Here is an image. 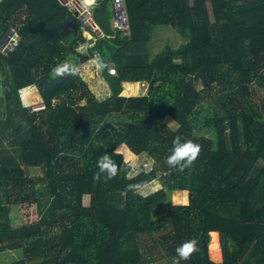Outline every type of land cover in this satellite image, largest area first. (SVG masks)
Masks as SVG:
<instances>
[{
	"label": "trees",
	"instance_id": "obj_1",
	"mask_svg": "<svg viewBox=\"0 0 264 264\" xmlns=\"http://www.w3.org/2000/svg\"><path fill=\"white\" fill-rule=\"evenodd\" d=\"M126 2L129 32L116 28L80 59L100 56L107 65L100 72L110 91L98 96L81 72L51 76L57 64H74L62 42L72 39L77 51L89 34L66 0H0V37L36 21L13 49L0 45V252H23L0 264H151L155 251L173 264L189 239L198 250L180 264H264V96L247 98L253 84L264 90V0ZM159 27L186 41L153 52ZM158 71L186 77L172 94L130 93ZM214 84L221 92L213 96ZM28 86L44 107L24 103ZM176 136L204 154L183 172L165 163ZM120 145L127 157H152V169L127 175ZM105 153L118 174L95 182ZM157 177L163 185L147 198L127 190ZM186 189L188 203H173L172 192ZM27 200L41 217L16 226L11 207ZM165 202L168 210L153 218ZM57 226L53 237L37 239Z\"/></svg>",
	"mask_w": 264,
	"mask_h": 264
},
{
	"label": "rangeland",
	"instance_id": "obj_2",
	"mask_svg": "<svg viewBox=\"0 0 264 264\" xmlns=\"http://www.w3.org/2000/svg\"><path fill=\"white\" fill-rule=\"evenodd\" d=\"M95 1L97 2V4H100L102 2V0H95ZM110 1L112 2V0ZM78 13L79 15L80 14L83 15L80 12ZM86 28L90 36L89 29L88 27ZM5 35L6 34L4 33L2 37L4 38ZM17 36H18L17 33H14V37H17ZM2 37H0V40L3 39ZM88 38L90 39L91 37H88ZM152 39H153L152 41L153 52H158L168 43H171L172 45L177 46L180 43L186 41V38L179 35V33L176 30L170 27H159L154 32ZM71 40L72 39H68L62 42L64 50L66 51L69 60L80 68L81 74L83 75L84 79L86 80V82L88 83V85L91 87V89L96 95L98 96L106 95V93L110 91L109 85L106 79L102 77L101 72L97 71V69H94L93 61L84 66V64H82V60H80L82 56L89 53V48L92 45L90 44L86 45V42H85V43H82L79 47H77L78 48L77 51H71L70 49V46L72 43ZM12 42L13 40L11 38L8 42H5L4 45H1V48L4 49L7 46H11ZM110 67H114V64L111 63L109 65V71H110ZM89 68L90 70L87 73H84L85 72L84 70L85 69L88 70ZM185 77L186 75L184 73L183 74H173V73L164 71V72L157 73L152 79V81L148 83L147 85L139 84V89L134 88V89H129V91L130 93L131 92L147 93L148 95L152 97L168 95V94L175 93L177 91L180 83ZM251 88H252V95L247 96V98H249L251 102L260 103L261 97L264 96V90L260 87V85L257 86L254 84L251 86ZM21 91H22V99L24 103L26 105H30L32 109H39V106L43 104L41 95L36 87L32 86L28 88H23ZM208 92L209 94L213 96L217 95V93L219 94L221 92V87L219 84H214V86H212L211 89L208 90ZM3 94H4V87H3L1 71H0V95H3ZM28 96H34V98L29 99ZM83 102H85V100H83ZM169 123L172 125H175L174 121L170 120ZM201 132L209 136H212L214 134V131H210V130L208 131L205 129L201 130ZM119 150L123 152V149L121 148V146L118 147V151ZM123 154H124V163L126 165L128 164L125 161H133L135 163V168L134 169L130 168V171L127 173V175L129 176L134 175L140 172L143 168H145L147 171L152 169V165L154 164V159L152 157L147 156L146 154H141V155H133L132 158L129 159L126 157L124 152ZM199 156L202 157L204 156V154L200 153ZM30 172L33 174H39L41 170L38 168L32 167L30 168ZM162 185H163L162 179L160 177H157L146 185V190L149 192L151 190L160 188ZM171 199L173 203H181V202L188 201L189 199L188 190L186 189V190L174 192V194H172ZM83 203H84V206L88 208L89 195H86L84 197ZM166 208L167 206L163 205L162 207L156 210V213L158 214V213L164 212ZM11 213L13 217V224L16 226L24 224V223H30V222L37 221L41 217V214L39 212V209L36 203L31 200L21 202L17 206H12ZM59 232H60V228L58 226L53 227L51 229H47L43 231L41 235L37 236V239L39 240L41 238H51ZM25 240L27 242L28 238H26ZM30 240L35 241L33 238H31ZM144 242L147 243L148 245H151L153 241L149 237H145ZM218 242H219V233H218ZM228 242H229V247L231 248V243L229 240ZM22 253L23 252L21 250L0 252V263L7 262L11 260L13 257L14 258L20 257ZM155 258H156L155 261L151 264H171L169 259L165 257V255L162 252L160 253L159 251H155ZM222 259H223V251H222Z\"/></svg>",
	"mask_w": 264,
	"mask_h": 264
},
{
	"label": "clouds",
	"instance_id": "obj_3",
	"mask_svg": "<svg viewBox=\"0 0 264 264\" xmlns=\"http://www.w3.org/2000/svg\"><path fill=\"white\" fill-rule=\"evenodd\" d=\"M84 3L90 6L95 3V0H84ZM93 65L97 71H102L105 67H107L105 61L100 56H96L93 59ZM79 72L80 68L78 66L68 61H64L63 63H59L51 69V76L53 79H55L57 77H63L66 75L75 76L78 75ZM193 135H195V130H193ZM200 151L201 147L199 144L194 143L190 139H184L182 141L180 136H176L173 139L170 154L165 158V163L170 168H174L178 172H183L198 158ZM125 162L130 168H135V163L133 161ZM96 167L98 171L93 174V180L95 182H98L101 179L102 174L104 176L105 182L107 180L113 179L119 171V165L107 153L97 159ZM127 190L131 191L134 195H141L144 198H147L149 195V192L146 190V186H143L139 183L127 185ZM197 250V241L195 239L185 240L176 247V257L173 258V264H180L181 260H189L192 254Z\"/></svg>",
	"mask_w": 264,
	"mask_h": 264
},
{
	"label": "crops",
	"instance_id": "obj_4",
	"mask_svg": "<svg viewBox=\"0 0 264 264\" xmlns=\"http://www.w3.org/2000/svg\"><path fill=\"white\" fill-rule=\"evenodd\" d=\"M72 2L79 8V10L76 9V12H80L83 14V15H81V14L79 15L80 20H81L80 27H81V25H84L85 27H88L89 32H90V36L88 34V37H91V38L88 39L86 37V45L87 44L93 45L95 43V41L100 37L114 36L115 35L116 27H115L114 21H113L114 9H113V3L110 0H102V2L100 4H97V2L95 1V3L90 5V6L86 5L84 3V0H73ZM35 24H36V21H33L30 26H26V27L22 28L20 31H16L15 33H17V35H18L17 37L21 38L23 36V34H25ZM93 59H94V57L89 58L87 60H84V61H82V64H84V66H85V65L91 63L93 61ZM94 69H96L95 66H94ZM89 70H90V68L88 70L85 69L84 70L85 72L84 71L83 72L87 73ZM160 72H164V71H158L157 73H160ZM28 87H32V86H28ZM28 87H26V88H28ZM28 98L29 99L34 98V96H28ZM124 145L126 147H128L126 144H124ZM132 153L133 154L130 157H127V156L126 157L131 159L133 155H137L133 151H132ZM154 190H156V189H154ZM151 191H153V190H151ZM174 192H178V191H173L172 194H174ZM172 194H171V198H172ZM188 196H189V191H188ZM188 201H189V199H188ZM188 201L181 202V203H188ZM165 203L161 204L159 207L154 208L152 210V217L153 218L162 215L163 213H165L168 210V204L167 203L165 204ZM163 205L167 206L166 210L164 212L157 214L156 210L159 209L160 207H162Z\"/></svg>",
	"mask_w": 264,
	"mask_h": 264
},
{
	"label": "built area",
	"instance_id": "obj_5",
	"mask_svg": "<svg viewBox=\"0 0 264 264\" xmlns=\"http://www.w3.org/2000/svg\"><path fill=\"white\" fill-rule=\"evenodd\" d=\"M73 0H66V4H68L73 10H79V8L72 2ZM113 9H114V25L116 28L123 30L125 33L129 32V17H128V8L126 0H112ZM12 45L10 46L12 49L18 44L19 38L12 37ZM114 70V72H113ZM110 72L115 73V67H110ZM44 107V104L39 106V108Z\"/></svg>",
	"mask_w": 264,
	"mask_h": 264
},
{
	"label": "water",
	"instance_id": "obj_6",
	"mask_svg": "<svg viewBox=\"0 0 264 264\" xmlns=\"http://www.w3.org/2000/svg\"><path fill=\"white\" fill-rule=\"evenodd\" d=\"M14 33H15L14 29H10L6 33V35L4 36V38L1 40L0 45H4L5 42H8L14 36Z\"/></svg>",
	"mask_w": 264,
	"mask_h": 264
},
{
	"label": "bare ground",
	"instance_id": "obj_7",
	"mask_svg": "<svg viewBox=\"0 0 264 264\" xmlns=\"http://www.w3.org/2000/svg\"><path fill=\"white\" fill-rule=\"evenodd\" d=\"M170 194V193H169Z\"/></svg>",
	"mask_w": 264,
	"mask_h": 264
}]
</instances>
